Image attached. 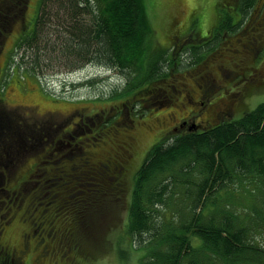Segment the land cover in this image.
<instances>
[{"label":"trees","instance_id":"16d2710c","mask_svg":"<svg viewBox=\"0 0 264 264\" xmlns=\"http://www.w3.org/2000/svg\"><path fill=\"white\" fill-rule=\"evenodd\" d=\"M10 1L18 9L27 2ZM254 2L240 0L236 18L221 12L214 27V39L195 38L200 45L192 44L185 49L192 62L203 56L206 46L212 48L225 34L236 32L248 19ZM37 8L33 25L22 27L14 42L7 69L13 62L11 71L17 68L19 74L34 76L39 83V74H44L45 69L73 72L85 67L102 68L118 76L109 98L131 100L138 94L147 95L143 91H153V86L170 76L174 66L181 63L174 61L169 49L153 45L154 31L144 0H39ZM3 20H0V34L10 25ZM93 82L87 83L93 86ZM155 103L159 105L158 101L151 105ZM95 117L100 120L95 122ZM109 122L108 117L100 114L84 118L67 130V135L52 143L40 133L43 125L34 128L29 123L26 127L22 120L11 118L6 122L0 116V140L4 135L8 139L0 145V196L8 195V198L0 197L1 211L7 210L5 220L14 202L23 206L27 201V206L22 208L25 223L33 229L38 228L34 222L46 220L55 230L58 218L54 214L66 213L68 207L61 210L58 201H44L41 193L44 181L41 180L36 191L29 180L33 175L20 180L16 176L28 157L35 159L47 148V154L59 158L74 150L75 145L80 147L66 141V136L73 138L95 132L96 140L100 128ZM58 130V126L53 127V131ZM36 141L40 143L37 145ZM58 143L62 148H70L61 153ZM90 169L77 175L68 170L66 176L70 183L86 180L78 185L89 187L105 176V169L99 175L95 168ZM246 177L257 183V195L264 194V102L239 118L158 139L136 171L130 193L126 233L132 242L135 240L145 249L139 263L264 264V245L253 238L254 232L264 229L261 210L251 206L257 219L254 223L247 222L222 197L236 182L243 185ZM52 183L51 186L58 180L54 178ZM57 192L53 190L52 194ZM47 204H52L50 210ZM166 212L171 215L165 217ZM64 236L71 251L79 250L77 230L70 228ZM49 246L57 248L55 244ZM55 250L51 249L50 253ZM0 264H18L3 251L1 244Z\"/></svg>","mask_w":264,"mask_h":264},{"label":"rangeland","instance_id":"374dc122","mask_svg":"<svg viewBox=\"0 0 264 264\" xmlns=\"http://www.w3.org/2000/svg\"><path fill=\"white\" fill-rule=\"evenodd\" d=\"M26 1L25 17L32 26L39 0ZM257 1L248 19L236 32L225 34L219 44L212 48L206 46L209 48L203 49V56L192 62L193 59L185 49L192 44L200 45L201 42L195 38L206 37L207 41L214 39V27L218 22L219 10L222 11L219 7L223 4L231 6L233 0L226 3L224 0H144L154 31L153 45L169 49L174 61L181 63L174 66L170 76L157 82L153 91H143L147 95L138 94L131 100L123 97L109 98L111 87L117 82L118 76L102 68L85 67L73 72L57 68L45 69L44 74H39L42 86L34 76H22L23 73L19 74L17 68L11 71L13 62L7 69L20 30L19 23H14L12 34L9 32V35H4L0 52V116L6 122L11 118L22 120L26 127L43 125L40 133L48 136L52 143L67 135V130L74 128L84 118L100 114L110 120L109 124L100 128L96 140L95 132L73 138L66 136V141L70 140L72 145L80 146L75 145L74 150L68 154L56 158L47 154L49 149L46 148V152L42 151L35 159H25L16 179L33 175L29 179L32 189L39 191V184L44 181L45 187L41 192L44 201H58L57 206L61 210L68 207L66 213L58 211L54 214L58 218L54 223L57 238L63 237L70 228L77 230L79 250L71 251L66 241L67 245H62L60 249L59 246L54 252L45 255L42 247L35 246L36 239L31 237L28 238L22 264H140L145 249L139 247L135 240L132 242L126 233V220L135 173L152 145L186 117H189V124L191 121L198 125V130L203 125L216 124L218 120L215 114L228 104L236 103L235 96L240 93L244 94L243 103L234 105L229 120L239 118L264 102V9L258 10L260 0ZM214 67H219L227 79L217 81L218 86L212 93L210 104L198 111L197 107H191L182 97L187 91L194 95V82L204 85L202 79L205 80L209 72H214ZM229 69L237 74L231 77L228 75ZM241 74L259 78L260 86L243 89L239 80ZM89 80H94L93 86L87 83ZM153 101H158L159 105H151ZM98 120L95 117L94 121ZM55 126H58L57 132L53 131ZM4 136L0 145L8 142ZM116 140L131 143V161L122 176L109 174L108 179H104L108 183L106 186L110 185L107 188L97 180L89 187L78 185L86 180H73L70 183L66 176L68 170L71 169L70 172L76 175L82 170L92 171L89 168L92 166L87 162L91 155L92 160L98 163L95 166L104 164L103 158L106 155L123 163L120 155H117L120 152ZM39 143L35 142L37 145ZM57 146L62 153L65 148L59 143ZM54 178L58 183L51 186ZM253 181L251 177H246L243 185L236 182L227 193H222L224 203H229L232 210L251 223L257 219L251 206L261 210V216H264V194L261 192L257 195V183ZM53 190H58L60 194H52ZM4 194L0 197L8 198L7 193ZM26 202L24 207L27 206ZM16 206L14 202L7 213L8 220H5L7 210L4 208L6 211L2 212L3 206L0 204V244L9 250L19 248L30 230L38 234V229H32L25 223L23 206ZM46 206L49 210L52 208V204ZM12 212L17 214L14 216ZM170 215V212L164 213L165 217ZM253 238L264 245V229L259 228V232H254Z\"/></svg>","mask_w":264,"mask_h":264},{"label":"flooded vegetation","instance_id":"af4514ba","mask_svg":"<svg viewBox=\"0 0 264 264\" xmlns=\"http://www.w3.org/2000/svg\"><path fill=\"white\" fill-rule=\"evenodd\" d=\"M227 1L229 2V0H224L225 3ZM239 2H240V0H233V5L230 6V5L223 4L221 7H219L222 11L219 10L220 13L218 15V19H220L222 16L221 12H224L227 14L229 13V14L233 15L234 18H236L239 15L238 14L239 13V11H238L239 10ZM256 2H258V1L255 0L252 9L255 7ZM12 4L13 3L10 0H0V17H1L0 20L5 19L3 21L4 22L6 21L5 23L10 24L8 27L3 29L4 33L0 34V52L2 50V42L4 40V35H7L9 32H11V33H9L10 35L12 34L14 23H19L20 30L24 26H27L26 28H29V26H30L29 22H27L28 19L25 17V10L27 8V2H26V6L22 9H18L16 5H12ZM259 9L260 10L264 9V0H260V5H259L258 10ZM2 16H4V17H2ZM20 30H19V33H20ZM19 33H18V35H19ZM214 72H209L208 74H206V79L205 80L202 79V82L204 83V85H199V84L194 82V84H195V91L193 92L194 95H192L190 92L187 91V92H185V95L182 97L183 100L186 101V103H188L191 107H194V108L197 107L198 111L201 110L203 107L208 106L210 104L209 102H210L212 93H213V91H215V89L218 86L217 81L218 80L224 81V79H227V77L222 74V70H220L219 67H214ZM228 72H229L228 75H230L231 77L234 76L235 74H237V73H234L230 69ZM241 75L242 76L239 80L242 82V85L244 86L243 89L258 88V86H260L258 83L259 78L258 79L255 78L254 75H252V76H245L244 74H241ZM173 96H172V98H173ZM243 98H244L243 93H240L238 96H235V100H236L235 102L236 103L232 102L233 105L228 104L225 108L220 109L215 114V119H217L218 121L227 120L233 112L234 105L235 104L241 105L243 103ZM188 119H189V117H186V119H182L175 126H173L172 130H170L169 133H171L172 131L173 132L171 134L180 133V132L186 131V130L198 129V125L191 122V121H190V124H191L190 125ZM208 126H210V125L209 124L203 125L202 128H207ZM169 133H167L166 136H168ZM166 136H164V137H166ZM130 139L131 138H129V140ZM127 144H128V141L127 142H121L119 140L118 141L116 140V146H118L119 152H120V154L117 153V155L118 156L120 155L121 161L123 163L118 162V160H116L115 158H112V159L109 158L108 155H106L103 158L105 163L104 164L100 163L99 166H95L98 163H96L92 160V155L90 156V159L87 160V162L90 163V166H92L93 168H95L97 170L98 175L101 174L102 169H105V171H106L105 176L99 177L97 180L99 182L101 181V184L103 186H106V184H108L107 181L104 179H108L109 174L117 173V177H118L119 175L122 176L125 173V170L128 166V163H130V161H131V155H132L131 150H130V144L131 143H129L128 145ZM109 186H106V188ZM100 188H103V187L100 185ZM33 225L38 227L36 229H38L40 231V233L35 235L34 230H32V231L30 230V234L25 235V237H24L19 248L9 250V248L7 246H4L1 244L3 251L8 256H10L13 260H16L18 262V264L22 263L23 254L25 253V251L28 247V238L32 237L33 240L36 239L35 240V246L37 248L42 247V251L45 254L50 253L51 249L55 250L53 247L49 246L50 243H51V245L52 244L57 245L56 249H58L59 246L61 248L62 245L64 243H66V241H67L65 236H63L62 240L57 238L56 230H54L52 227H50L49 226L50 224L48 225V222L46 220L36 222V223L34 222ZM65 245H67V244H65Z\"/></svg>","mask_w":264,"mask_h":264}]
</instances>
